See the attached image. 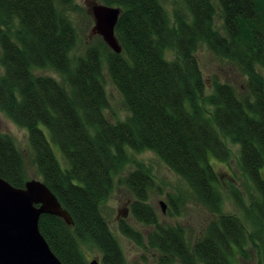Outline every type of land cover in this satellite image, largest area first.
Here are the masks:
<instances>
[{"label": "trees", "instance_id": "obj_1", "mask_svg": "<svg viewBox=\"0 0 264 264\" xmlns=\"http://www.w3.org/2000/svg\"><path fill=\"white\" fill-rule=\"evenodd\" d=\"M99 1L121 9L114 33L122 49L113 52L96 35L73 60L77 34L65 13L73 0H0V111L26 130L30 147L26 156L0 132V177L23 187L33 165L68 211L72 226L50 214L38 220L63 264H88L84 250L91 247L100 264H127L102 213L116 181L133 195V218L153 226L143 234L120 218L118 230L158 251V264H238L249 240L264 248V0H182L186 12L175 11L172 19L159 0ZM200 44L245 76L242 93L214 78L205 95L195 56ZM166 50L176 57L167 59ZM104 71L129 113L123 121L104 114ZM223 138L238 145L241 169L255 191L247 204L238 187L228 188L254 231L223 211L210 162H227ZM127 149L152 151L216 215L192 245L183 226L160 223L146 202L153 180L141 163L121 177Z\"/></svg>", "mask_w": 264, "mask_h": 264}, {"label": "rangeland", "instance_id": "obj_2", "mask_svg": "<svg viewBox=\"0 0 264 264\" xmlns=\"http://www.w3.org/2000/svg\"><path fill=\"white\" fill-rule=\"evenodd\" d=\"M98 0H73V6L68 7L65 13L69 17L77 34V40L74 48L70 52L73 60L81 55L87 46L91 35L90 29L93 25V19L88 12L91 2ZM169 15L173 18L175 11L185 13L186 7L182 0H159ZM215 25H219L216 18ZM98 36V35H97ZM203 78L206 82L205 95L211 92V81L217 78L219 81H226L234 85L238 93L244 89L245 76L242 75L234 66L230 65L225 59L214 56L204 44H200L195 51ZM167 59H174L176 55L171 50L165 51ZM36 74H47L57 79L60 76L51 69L36 68ZM3 73V67L0 64V75ZM104 87L108 97V107L104 114L111 122L125 120L129 113L123 105L122 97L115 89L107 73L103 72ZM0 132L8 133L12 136L16 146L27 156L30 153V147L27 140L25 129L15 125L3 112L0 111ZM226 146L229 148L230 156L226 163L211 159L217 174L219 176V192L222 196V208L225 213L236 214L245 225L247 232L254 231L249 222L243 216L241 210L237 208L234 200L229 193V185H234L242 191L245 202L248 204V193L255 195V191L245 174L243 173L238 154V145L232 143L229 139L223 138ZM128 162L121 177L135 168V164L141 163L152 177L153 183L147 189V203L156 211L158 221L164 225L180 224L185 231V237L189 244H193L203 233L207 223L216 217L209 213L206 208L193 198L189 186L174 172H172L157 156L150 150L134 152L127 149ZM28 174L31 178H40L33 167L28 164ZM133 200L132 193L123 184L115 182L114 189L107 200L102 205V213L106 218L109 228L117 238L127 260V264H158L159 252L152 248H144L136 245L130 239L125 237L118 230V221L125 218L134 228L140 230L143 234L150 231L153 226L137 222L129 211V204ZM164 204V211L161 209V203ZM246 244L247 256L240 258L238 264H264V248L258 239H254ZM87 262L92 258H100L99 251L94 248L84 250Z\"/></svg>", "mask_w": 264, "mask_h": 264}, {"label": "water", "instance_id": "obj_3", "mask_svg": "<svg viewBox=\"0 0 264 264\" xmlns=\"http://www.w3.org/2000/svg\"><path fill=\"white\" fill-rule=\"evenodd\" d=\"M120 11L118 6L99 1H92L88 10L93 19L90 34L100 36L115 53L122 49L114 33ZM41 214L57 216L73 225L68 211L42 179L31 177L23 187H16L0 177V264H63L39 231ZM88 264L100 263L92 258Z\"/></svg>", "mask_w": 264, "mask_h": 264}]
</instances>
